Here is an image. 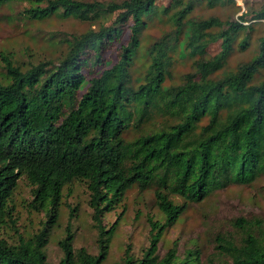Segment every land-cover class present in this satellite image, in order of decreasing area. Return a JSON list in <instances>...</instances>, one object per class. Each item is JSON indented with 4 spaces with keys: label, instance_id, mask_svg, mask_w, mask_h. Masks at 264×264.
Listing matches in <instances>:
<instances>
[{
    "label": "trees",
    "instance_id": "trees-1",
    "mask_svg": "<svg viewBox=\"0 0 264 264\" xmlns=\"http://www.w3.org/2000/svg\"><path fill=\"white\" fill-rule=\"evenodd\" d=\"M237 1L0 0V23L87 27L50 34L58 53L37 61L0 53V264H106L131 192L151 195L136 214L147 247L117 264H264V222L245 215L162 248L194 206L264 181V1L199 13ZM75 183L96 253L74 248Z\"/></svg>",
    "mask_w": 264,
    "mask_h": 264
},
{
    "label": "rangeland",
    "instance_id": "rangeland-1",
    "mask_svg": "<svg viewBox=\"0 0 264 264\" xmlns=\"http://www.w3.org/2000/svg\"><path fill=\"white\" fill-rule=\"evenodd\" d=\"M110 1V0H106ZM119 1V0H113ZM264 0H239L235 5H229L226 7H217L214 9H206L203 7L199 13L204 17L211 15L224 18L226 16L234 15L239 16L247 8H256ZM21 8V7H20ZM18 8V9H20ZM9 7H5V10L1 11V17L10 14ZM214 10V11H213ZM28 27H31L28 29ZM87 27L78 24L75 21L51 19L45 22H33L28 25L18 24L16 27L12 23L4 24L0 23V53L12 54L13 57L20 59L21 55L26 51L32 55L34 61L39 58H44L53 53L59 48L56 40H45L50 34H57L59 32L75 33L83 32ZM259 27L257 29V32ZM263 30H260V32ZM256 32V33H257ZM255 33V34H256ZM263 33V32H262ZM58 38V37H57ZM253 46V42L252 45ZM248 53L237 54L232 58L231 63L234 65L236 62H241L248 57ZM28 58H25L24 62L27 63ZM1 69V68H0ZM69 193V187L64 189V196L69 193V197L66 199V203L73 206L78 202L77 210L73 214H79V217L75 219L74 227L78 226L76 230L74 248L79 249L81 247L88 248L93 253H96L94 233L90 227L89 218H85L88 211L86 199L87 192L80 183H75L71 186ZM29 200V198H27ZM124 205H127L128 218H124L120 221L118 231L111 241L109 248V256L106 264H117L123 257L125 248L129 245L131 248V254L137 256L140 250L147 247V231L144 228L142 222L136 219V214L139 209H152L151 195L137 196V193L131 192ZM18 209H22L18 207ZM28 209V208H25ZM120 208H117L118 211ZM147 212V211H145ZM189 217L184 223H180L173 229H170L166 233V241L162 248L170 247L173 241L180 239L179 249L184 248V243L189 237L200 238V241L204 242V237L213 229L219 228L225 224V221L239 216L245 215L249 218L262 220L264 222V181L254 183L250 187H232L223 192H217L209 200L191 208L188 212ZM115 216H109L104 219V224L115 222ZM28 221L25 215L20 219L18 227L28 226ZM13 234L11 235V237ZM16 237H14L15 239ZM48 257L52 263H56L59 258V251L54 244H51L47 248ZM159 251V250H158ZM224 264H231L221 260Z\"/></svg>",
    "mask_w": 264,
    "mask_h": 264
}]
</instances>
